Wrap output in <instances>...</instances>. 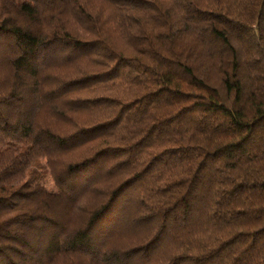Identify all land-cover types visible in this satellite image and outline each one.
<instances>
[{
	"label": "trees",
	"instance_id": "16d2710c",
	"mask_svg": "<svg viewBox=\"0 0 264 264\" xmlns=\"http://www.w3.org/2000/svg\"><path fill=\"white\" fill-rule=\"evenodd\" d=\"M0 264H264V0H0Z\"/></svg>",
	"mask_w": 264,
	"mask_h": 264
},
{
	"label": "rangeland",
	"instance_id": "374dc122",
	"mask_svg": "<svg viewBox=\"0 0 264 264\" xmlns=\"http://www.w3.org/2000/svg\"><path fill=\"white\" fill-rule=\"evenodd\" d=\"M42 184L45 185L46 188L56 189L54 182L50 175H45L43 178L39 180Z\"/></svg>",
	"mask_w": 264,
	"mask_h": 264
}]
</instances>
